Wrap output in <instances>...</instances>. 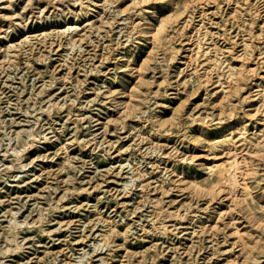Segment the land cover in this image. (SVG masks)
<instances>
[{
    "label": "rangeland",
    "instance_id": "rangeland-1",
    "mask_svg": "<svg viewBox=\"0 0 264 264\" xmlns=\"http://www.w3.org/2000/svg\"><path fill=\"white\" fill-rule=\"evenodd\" d=\"M188 1L192 6H187L184 0H159V12L146 14L156 27L175 25L170 32L171 41L181 47L185 39L187 44L183 46L188 50L183 52L187 54L184 59L198 64V70L190 67L180 71L178 63L173 65V60H166L161 47H157L155 57L145 61L147 51L153 47L151 38L139 47L142 51L136 61L140 68L132 74L124 67L123 70L116 68L123 63L121 54L127 51L123 31L129 24L122 19L117 22L118 27L114 24L84 39L79 49H72L69 44L58 47L57 41L49 52L52 36L40 35L39 38L47 41L46 45L43 41L35 42L32 53L26 48L12 57L14 68L0 70V106L3 108L0 112V231L7 223L9 216L5 214L10 209L19 211L18 218L33 225L42 208L53 212L52 205L58 203L63 207L62 212L55 211L47 217L49 220L43 224L45 232L40 230L39 224L22 226L19 239L26 237L24 247L19 252H1L6 264H224L227 257L238 255L241 245L235 241L240 234L253 240L250 245L253 253L246 263L264 264V160L260 158H264V147L260 157L246 154V161L253 170L246 177L248 189L240 193L242 202L231 203L225 191L217 189L216 197H226L221 203L215 199L210 202L217 205L214 211V208L204 207L213 196L206 190L214 183L210 166L217 156L205 165L199 164V156L190 164H184L183 159L173 160L185 151L191 152L187 151L191 140H182V137L190 132L187 131L189 123L204 107L211 114L205 118L208 126L200 136L202 146L196 149L210 152L209 142L222 130L218 127V110L214 103L218 94L227 95L228 85L238 74L244 44L249 46L259 85L251 83L257 99L240 104L243 106L237 113L246 111L251 120L264 117V111L256 108L264 106V92L260 91L264 89V0ZM25 3L18 0L16 5L20 12L27 14V19L34 16L31 8L37 15L43 7L42 3L30 4L25 12ZM74 3L75 0H67L66 9L81 8ZM130 3L131 0L119 2L124 12L118 18L129 16L124 13L129 12ZM255 6L259 8V16L252 13ZM135 8L139 10L140 6ZM139 11L132 18L138 17ZM51 14L48 11L46 16L50 18ZM0 23L9 25L6 20ZM136 45L134 40L126 52L131 63ZM44 53L51 58L38 59ZM61 53H68L67 60ZM53 62L56 66L61 64L60 69H54ZM138 73L144 80V89L136 109L119 120L115 111L121 104L110 105L112 96H107L103 81L114 76V93L117 100L124 101L134 93ZM165 75L169 79H164ZM199 75L201 79L219 81L210 84L207 90L199 83ZM65 76L66 83L61 85ZM52 78L57 80L53 90L59 94L55 100L64 103V107H57L51 116H44L43 110L49 104L46 93L33 96L32 93L42 87L43 80ZM84 78L87 80L81 82ZM169 82L174 84L168 85ZM247 82L249 79L244 86L248 87ZM213 88L224 91L211 94ZM158 92L162 94L157 95ZM75 93L78 99L73 103L67 94L74 97ZM93 97L97 99L88 103ZM229 101L237 103L238 95L234 94ZM175 109L185 128L156 134L158 127H162L156 125L159 120ZM189 112L193 115H188ZM229 113L228 109L222 115L227 117ZM107 114H111L110 123L105 125L102 122L108 119ZM242 123L243 119L238 117L230 127L236 128ZM253 123L248 125L249 137L255 129L264 131L260 121L256 128ZM50 124L71 143L67 149H60L58 142L51 144L48 151L42 146L34 148L35 133L44 136ZM199 128L196 126L194 130ZM18 131H22L20 136ZM155 142L162 144L158 145L161 151L152 149ZM17 151L23 153L24 163L32 159L33 162L18 169ZM46 152L49 154L42 160L41 154ZM69 155H73L72 164L66 161ZM167 155L170 156L167 158ZM136 167L150 172L146 176L153 175L150 188L141 185L149 179L130 181ZM174 168L197 186L179 179ZM22 179L33 182L15 185ZM58 197L62 198L56 202ZM162 206L163 210H159ZM171 211L178 215H172ZM100 217L106 218V222L96 223ZM113 218L116 226L111 232L107 223ZM181 219V223L174 224ZM60 221L62 228L54 231ZM162 222H167V227H163ZM107 241L109 245L104 244ZM81 255H84L82 262Z\"/></svg>",
    "mask_w": 264,
    "mask_h": 264
},
{
    "label": "bare ground",
    "instance_id": "bare-ground-1",
    "mask_svg": "<svg viewBox=\"0 0 264 264\" xmlns=\"http://www.w3.org/2000/svg\"><path fill=\"white\" fill-rule=\"evenodd\" d=\"M17 1L18 0H0V4H1L0 21H5V20L9 21V25L6 24L2 25L0 23V70L1 69L4 70L5 68L7 69L14 68L16 64L12 62V57H15L19 52L26 50V48L31 49L30 52L32 53L33 51L32 46H34L35 42L41 43L43 41V45H46L47 41L44 42V39L39 38L40 35H42V37H46L48 35L52 36L53 40L50 41L49 52L53 49V45L57 41L59 45L58 47H60L63 44H69L72 49L74 48L79 49L82 47V41L84 39L91 37L95 32L97 33L102 31L104 28L112 27L114 26V24H116V27H118L120 23L117 24V22L120 19H122L125 23L129 24L128 25L129 28L123 31L125 32L126 35V43H127V45H125L126 50L128 51V49H130V46L132 42H134V40L137 42V45L135 47L136 50L133 58L134 59L133 63L129 62L131 61L130 56H128V54L126 53L127 51H125V53L121 54L120 57V60H122L123 63L119 66H116V68L124 67V69H127L130 72L129 74H132L133 71H136L138 68H140L141 65L138 64V61H136L137 58L140 56L139 55L140 52L142 51L139 47L140 45L147 44V40L151 38L150 43L153 44V47H151L147 51V54L144 58L145 61H148L149 58L155 57L157 47H161L163 49V52L165 53L164 56H166L165 57L166 60L168 59L173 60L174 61L173 65L178 63V67L180 68L179 69L180 71L190 67L191 69L194 68L195 70H198L197 69L198 64L196 63L194 64L192 63V61H187L186 59H184L187 54L183 52L188 50V48H184L183 46L187 44L185 39L182 40L183 43L181 47H178L173 41H171L173 34H171L170 32H172V30L175 28V25L173 24L170 25L172 28L168 27L165 24H160L156 27L155 23H153L147 16L146 13L148 12L154 15H156L159 12L160 9L159 6H157L159 0H131V3L127 6V10H129V12L124 13L129 16L121 17V18H118V15L124 12V9H122L121 5L119 4L121 0H75L74 3L75 6L76 3L78 4L77 5L78 7L81 6L79 10L77 7H75V9L73 10L71 9V7H69V10H67L66 9L67 5H65L67 0H24L26 1V3L23 5L25 12L26 9L28 8V5L30 4L33 5L35 3L37 4L42 3L43 5V7L40 10V13L37 15L35 14V10L31 8L30 9L31 15L34 14V16L33 18L30 17L28 19L26 17L27 15L26 13L19 11L18 9L19 7L16 5ZM184 1H185L184 3L187 6H192L188 0H184ZM136 5L140 6L139 8L140 11L135 8ZM50 6L54 7V9H51ZM131 10L135 12L130 13ZM48 11L52 13L50 18L46 16V13ZM136 11H139L138 17L132 18L134 13H136ZM252 13L255 16H259L260 12L258 6H255L253 8ZM121 32L122 30H120V33ZM36 38L37 41H34ZM57 50L60 49L57 48ZM67 54L68 53L62 54V58L64 60H67L65 59V56ZM250 54L251 53L248 44H244L243 51L241 52V55L243 57H241L240 59L241 68L238 74L232 80V82L228 85V87L230 88L227 95L223 94L220 97L218 92L221 93V91L224 90H222L223 88L214 90L216 88L215 87L216 85L214 86L215 88H213L211 91V94H215V95L218 94L217 95L218 97L216 98L217 101L214 103V105L217 106L216 109L218 110V112L216 113L219 118V120L217 121L218 127H221L222 130L217 137L211 139V141L209 142L210 152L206 153L204 150L200 152V150L196 149V146H202V141L200 140V136L201 134H203L204 129L207 128L208 126L205 122V118L211 114L209 111H207L206 107H204V111L194 116L191 123H189L187 131L190 132L186 133L182 137V140L184 139L187 141L191 140L192 143L189 144V149L187 150L191 152L188 153L185 151L181 157L173 159V160L183 159L184 164H190L192 161L195 160V157L199 156L200 158L199 164L205 165L206 163H209L208 160L217 156L216 159H212L213 164L210 166L211 176L214 183L210 185L206 190V193H211L213 194V196L211 197V200L208 202V204L204 207L209 210H211V208H214L213 211L216 210L215 206L217 205L215 206H213V204L210 205V202L214 199L215 202L221 203L223 200H225V197L227 196L228 200L231 201V203H233L234 201L242 202L243 194L240 193L248 189L249 185L248 182L246 181V177L249 173H251L250 171L253 170V166L248 165L249 162L246 161L248 157L246 154H248L251 157L252 156L260 157L261 155H263L262 152H260L261 149L264 147V131H262L263 129H260V131H257L258 129H255L253 131L252 136L250 137L247 135L246 132L248 130V125L252 124V121H254L253 123L254 128L258 126L259 121L264 125V117L263 118L260 117V119H258L259 121L251 120V117L249 116L247 117L248 113L246 111H244V113L242 114L237 113V110L239 108H242L243 106L240 104H244L245 101L251 102L257 99V97H255V94L252 92L254 85L251 84L254 83L259 85V83H256L257 78L255 77L257 74V68L252 66V62H251L252 57L250 56ZM42 56L43 57H38V59L45 60L51 58V55L48 53H44ZM72 64H74V62H72ZM183 64L184 66L182 67ZM53 65L55 69L59 67L61 64H58V66H56V64L54 63ZM67 72H65V74ZM9 74H11V72H9ZM179 74L180 73L176 74V76H179ZM65 78L66 76L62 79L61 85L66 83ZM135 78H137V80L133 85L134 93L132 95H128V97L124 101L117 100V95L114 93L115 89H113L112 86L113 80L115 79L114 76H111L109 79L107 80L105 79L103 81V84L107 87L106 89L107 96H112L110 99V102L112 101V103L110 105L121 104L115 111V113L118 114L116 116L119 120L124 119L125 117L128 116L129 113L134 112V110L136 109V105L138 104L137 100H139L140 98V93L144 89L143 86L144 80L142 76L138 73L135 76ZM198 78H199V83L203 85L204 88L207 90L210 84L219 81V80L211 81L210 78L201 79L202 78L201 75H199ZM164 79H169V78L167 75H165ZM248 79L249 82H247L248 85L247 87L244 85L246 81H248ZM86 80L87 79L84 78L83 81L81 80V82H84ZM175 81L178 82L179 80L176 79ZM56 83L57 80L54 78L48 81L43 80V82L41 83L42 87L38 91L35 90L32 93V96L33 94L40 95L46 93L45 97H47V102H49V104L47 105L46 109L43 110L44 116H51V113L57 107H64V103L55 100L57 96H59V94H57V92H54L53 90V86L56 85ZM167 84L172 85L174 84V82H169ZM260 91L264 92V89H261ZM165 92L168 94V89L165 90ZM159 94H162V92L157 93V95ZM234 94L238 95L237 103H231L229 101V99ZM67 95L68 98H70V100L73 103H76V100L78 99V95H76V93L74 97L69 96V94ZM96 99H97L96 97L95 98L93 97L92 99H89L87 102L89 103ZM256 108L257 111H259L260 109L264 111V106H257ZM228 109L230 110L228 116L226 117V115H222L226 113ZM175 110L176 111L172 112L168 117L159 120V123H157L156 125L162 127H158V129L155 131L156 134H161L162 132L170 133L173 132L178 127H180L181 129L185 128V126H183L184 122H181L180 120L177 109ZM2 111L3 108L0 106V112ZM185 114H187V110H185ZM190 114L193 115L192 112H189L188 115ZM110 115L107 114L106 118H108ZM238 117H241L243 119L242 125L236 128L230 127L232 121L236 120V118ZM109 118L106 121H103L102 123L107 125L110 120ZM113 118L111 119L113 120ZM118 119L115 118V120L117 121ZM196 126H200L198 131L194 130V127ZM48 128L49 130L47 131V133H45L44 136L35 133L34 138L32 140V144L34 145V148L38 146H42L46 148V150L48 151L50 149V145L54 144L55 142H58L56 144H60L59 146L60 149L61 148L67 149L71 145V143L66 138L64 139L61 137L62 132L59 131L54 125L52 126L50 124L48 125ZM21 132L22 131H18L17 135L20 136L22 134ZM153 144H155V146L152 147L154 151L156 150L161 151V148L159 149L158 146L159 144L162 145L161 143L155 142ZM174 148H176V146ZM48 154H49L48 152L41 154L42 160L45 157H47ZM17 156L19 158L18 169H21L33 162L32 159L29 162L24 163L23 160L21 159L23 157L22 152L21 153L18 152ZM72 156L73 155H69L66 158V161L68 163L72 164V158H73ZM169 156L170 155H167V158ZM260 158L264 160L263 157ZM133 171L134 173L131 175L130 181L135 180L136 178L137 179L140 178L143 181L149 179L146 182L143 183L141 182V185L145 189L150 188L152 184L150 178L153 177V175L146 176L150 172L142 170L139 167H136ZM173 172H175L176 175L179 176L178 177L179 179L181 180L187 179L186 174L182 172H176L175 168L173 169ZM159 180L160 179H157L156 181ZM31 182H33V180L22 179L21 181L17 182V184L15 185L25 186L26 184ZM186 182L191 183L193 187L197 186V183L192 180H186ZM168 189L170 190V188ZM217 189L225 191L226 196L216 197L214 195V192ZM231 191H235V192L232 193ZM61 198L62 197H58L56 199V202H58V200H60ZM50 210H53V212H50L48 210L46 211V209L42 208L38 212L37 219L33 221V225L39 224V228L42 232L46 231V229L43 228V224L49 220L47 219V217L51 216V214L54 213L55 211L62 212L63 207L62 205H59L57 203L55 205H52ZM159 210H163V206L160 207ZM97 212L100 211L98 210ZM171 212L173 213L172 215L174 216L178 215L176 211H171ZM18 213L19 211L10 209L8 211V214H5L6 216H9V218L6 219L7 223L5 225H2L3 226L1 228L2 231H0V253L12 252V251L19 252L24 247L23 243H25L26 237L22 236V238L19 239V232L22 231V230L20 231L19 229H21L22 226H24L25 228L27 226L30 227L33 225H28L25 219L22 220L19 219L17 216ZM182 220L183 219L178 220V222H175L174 224L181 223ZM100 221L106 222V218L100 217L96 221V223ZM69 222L70 221H68V223ZM109 222L110 223H107L108 225L110 224L108 230L112 232L115 230L116 221L113 218V219H109ZM61 223L62 221H60V225L56 227L54 231H58L62 228L63 224ZM162 224L163 227H167V222H162ZM219 226H221V224ZM50 232L51 231H49V233ZM251 241L253 240L249 239L248 236L244 234H240L239 238H237V240L235 241L239 245H241L238 255H236V257L233 258H231L232 255L227 257L224 264H248L246 262L248 261L250 255H252L253 253L250 248V245H252ZM104 244L109 245L110 242L107 241L104 242ZM83 256L84 255L80 256L81 262L84 258ZM256 258L260 259L258 257ZM0 264H6L1 256H0Z\"/></svg>",
    "mask_w": 264,
    "mask_h": 264
}]
</instances>
